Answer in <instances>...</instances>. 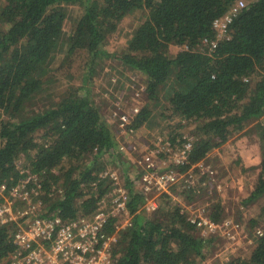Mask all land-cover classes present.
<instances>
[{
  "label": "trees",
  "instance_id": "obj_1",
  "mask_svg": "<svg viewBox=\"0 0 264 264\" xmlns=\"http://www.w3.org/2000/svg\"><path fill=\"white\" fill-rule=\"evenodd\" d=\"M237 1L0 0L4 3L0 14V205L22 180L34 176L29 187L36 188L37 199L47 210L45 216L56 213L66 221L91 217L114 188L103 178L105 159L123 154L120 149L126 137L149 124L152 107H162L164 117L165 105L172 123L168 142L181 147L191 144L185 164L169 167L178 174L187 173L237 131L259 121L260 172L245 204L264 200V0H245L247 6L231 25L230 39L213 52L203 46L204 39L216 37L214 21ZM72 8L77 10L75 15ZM136 12L147 16L124 50L109 53L104 47L108 39ZM61 52L66 53L65 59L81 52L90 57L82 85L68 90L50 108L28 111L44 91L50 64ZM103 57L145 78L143 96L148 103L123 130L120 122H108L90 96L89 81L99 75L95 63ZM191 125L195 128L189 142L182 130ZM205 179L208 176L201 181ZM130 183L129 207L136 215L133 225L119 233L112 264L212 263L219 234L203 237L190 222L188 211L172 201L171 193L182 184L163 193L162 206L147 213L145 194ZM193 191L188 186L183 192L194 196ZM208 217L217 224L228 221H224L221 202L213 204ZM260 219H264V204L251 228ZM115 221L111 219L108 234ZM15 228L0 224V262H7L17 249ZM261 233L251 234L255 247L250 256L230 257L226 264H264Z\"/></svg>",
  "mask_w": 264,
  "mask_h": 264
},
{
  "label": "rangeland",
  "instance_id": "obj_2",
  "mask_svg": "<svg viewBox=\"0 0 264 264\" xmlns=\"http://www.w3.org/2000/svg\"><path fill=\"white\" fill-rule=\"evenodd\" d=\"M3 7L4 3L0 4V14ZM72 9H74L73 14L75 15L77 10L76 8ZM146 16L145 12H136L128 16L120 24L117 33L108 39L104 46L105 49L109 53L124 50L130 36ZM66 31H70L69 25ZM65 55V52H61L53 59L44 91L28 111L50 108L59 102L68 90L77 89L82 85L81 80L86 74L85 68L90 57L83 52L77 53L69 59H65ZM95 66H98L96 70L99 75L89 81L90 96L97 104L99 103L108 122L111 125L119 124L122 111L127 114L133 112V116L136 114L135 118L148 103L143 96L144 76L124 69L120 64L107 57H103L99 63H95ZM129 79L136 82V85L133 86ZM152 108L153 114L149 124L133 136L126 137V143L121 140L124 147L121 153H124L117 155L115 160L105 159L107 167L103 174L111 171L117 172L120 182L127 184L128 189H132L130 181L139 173L138 162L146 155H154L162 163L161 166L169 167L171 162L177 160V153L183 148V146H173L168 142L169 138L166 135L171 131L168 126L172 125L168 120L170 119L168 105L164 107L165 118L162 114V107L154 106ZM135 109L139 110L138 113L134 112ZM258 122L252 121L245 128L237 131L228 143L213 150L207 159L195 165L191 169L189 177L181 183L182 186L177 187L173 192L170 190L172 201L187 210L190 218L202 213L205 218L209 219L213 204L221 202L224 221L230 220L234 223L235 228L223 229L219 233L215 257L212 259V263L209 261V264H226L230 257L250 256L255 247L251 234L255 235L258 231H264V219H260L261 223L256 225L257 227L254 226V229L250 226L252 220H259L264 200L260 199L254 204H245L255 189L260 172L262 147L258 135ZM119 127L120 130L126 128V126L122 128L120 125ZM194 128L195 125H191L183 129V139L191 142ZM161 154L163 157L160 156ZM203 176H208L205 182L201 181ZM188 186L194 188V196L183 192ZM136 188L140 189L137 183ZM111 191L110 193H114V188ZM162 194L154 192L149 197V201L156 202V211L164 202ZM149 201L145 200L143 210L147 213L156 212L151 211ZM107 203L110 207L109 198L106 200ZM7 262L3 261L0 264H10L9 261Z\"/></svg>",
  "mask_w": 264,
  "mask_h": 264
},
{
  "label": "built area",
  "instance_id": "obj_3",
  "mask_svg": "<svg viewBox=\"0 0 264 264\" xmlns=\"http://www.w3.org/2000/svg\"><path fill=\"white\" fill-rule=\"evenodd\" d=\"M247 6L245 0H239L222 17L213 23L216 37L204 39L203 46L213 52L222 41L229 40L231 25L238 14ZM138 109L134 112L138 113ZM136 114H134L135 116ZM133 112H121L120 126L124 128L134 118ZM191 144L187 143L177 153V160L171 162L175 166H183L188 160ZM121 151L124 147L121 146ZM165 163V162H164ZM154 155H146L138 162V175L131 182L137 183L146 199L155 191L168 193L176 185L189 177L191 169L185 174L161 166ZM199 166V165H198ZM211 174L213 172H210ZM114 186V193L108 192L102 199L98 210L91 217H79L63 220L55 213L45 216L46 207L37 199L36 188L29 187L34 176L22 180L4 198L0 205V224L14 225L13 242L17 249L9 257L10 264H112L114 248L119 242V233L133 225L134 214L130 210V192L127 184L120 182L117 172H105ZM109 198L111 206L106 200ZM151 211H156V202L149 201ZM116 219L112 233H107L111 219ZM190 222L200 231L203 237L218 235L223 229L235 228L232 221L217 224L200 213ZM258 234L262 235L261 231Z\"/></svg>",
  "mask_w": 264,
  "mask_h": 264
}]
</instances>
